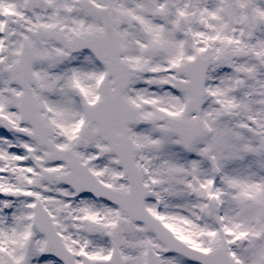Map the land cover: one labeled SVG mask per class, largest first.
Masks as SVG:
<instances>
[{
    "label": "snow or ice",
    "instance_id": "6c2138e0",
    "mask_svg": "<svg viewBox=\"0 0 264 264\" xmlns=\"http://www.w3.org/2000/svg\"><path fill=\"white\" fill-rule=\"evenodd\" d=\"M0 264H264V0H0Z\"/></svg>",
    "mask_w": 264,
    "mask_h": 264
}]
</instances>
